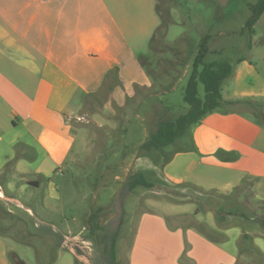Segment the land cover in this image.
Listing matches in <instances>:
<instances>
[{
	"label": "crops",
	"instance_id": "0c3cea01",
	"mask_svg": "<svg viewBox=\"0 0 264 264\" xmlns=\"http://www.w3.org/2000/svg\"><path fill=\"white\" fill-rule=\"evenodd\" d=\"M239 58L233 87L225 90L223 84L224 99H264V79L253 60ZM152 83L109 0H0V175H24L23 165L30 163L38 178L48 179L68 160L73 124L86 115L98 124L99 115L92 114L103 109L102 99L113 116L127 110L130 100L142 101L133 105L140 108L147 98L136 89ZM244 113L212 112L194 131L196 152L221 172L220 185L201 178L169 180L221 203L204 200L188 212L182 206L195 200L176 199L170 207L160 205L164 214L144 213L129 264H264V168H245L246 158L221 156L235 148L250 155L246 145L262 137L263 124ZM145 140L140 136L125 152L111 151L104 170L111 181L128 180L127 195L136 188H130L131 178L144 174L145 167L137 171L135 163L145 157L134 150ZM248 177L253 186L243 190Z\"/></svg>",
	"mask_w": 264,
	"mask_h": 264
},
{
	"label": "rangeland",
	"instance_id": "374dc122",
	"mask_svg": "<svg viewBox=\"0 0 264 264\" xmlns=\"http://www.w3.org/2000/svg\"><path fill=\"white\" fill-rule=\"evenodd\" d=\"M256 1L173 0L170 5L173 22L157 46L163 49V54H159L152 48L153 37L161 24L157 0H109L125 26L136 59L153 80L147 90L136 89L137 95L141 93L147 99L140 108L133 105L142 101H128L132 105L125 111L118 109L115 116L105 108V99H102L103 109L92 114L99 115L94 117L98 124L89 122L87 115L79 120L80 124H73V149L68 160L48 179L38 178L36 164L30 163L23 165L24 175L16 174L12 179L0 175V264H112L108 239L102 229L107 234L117 233L115 263L129 264L144 213L164 214L160 205L170 207L176 199L195 200L182 206L188 212L200 208L204 200L210 206L221 203L215 195L206 197L193 188L182 191L169 182L176 176L178 180L201 178L208 184L220 185L217 180L221 172L217 168L211 170L207 165L210 162L202 161L196 152L193 135L198 125L164 148L134 150L136 156L145 157L135 163V166L139 163L137 171L145 167L142 168L145 177L154 183L153 187L137 186L133 194L127 195L128 180L111 181L112 175L104 170L113 157L111 151L125 152L133 142H139L140 136L148 139L160 121L173 120L187 111L184 87L192 55L203 36L210 35L206 61L234 62L246 56L253 60L264 79V13L252 34L245 28L251 15L250 4ZM176 58L180 59L178 65L172 74H166L169 71L166 61ZM184 60L187 64L182 67ZM158 67L162 71L159 68L156 74ZM163 84H169L170 88L165 89ZM229 85L233 87L231 78L226 80L225 90ZM234 100L223 97L222 106L216 112L245 110L248 118L263 124V134L259 142L246 145L250 155L235 148L221 156L226 160L246 158L245 168H264V99H246L233 105ZM95 107L85 110L92 112ZM27 178L35 179L39 185H30ZM116 184L117 194L112 190ZM251 186L253 180L248 177L241 189ZM167 222L175 224L172 218Z\"/></svg>",
	"mask_w": 264,
	"mask_h": 264
},
{
	"label": "trees",
	"instance_id": "16d2710c",
	"mask_svg": "<svg viewBox=\"0 0 264 264\" xmlns=\"http://www.w3.org/2000/svg\"><path fill=\"white\" fill-rule=\"evenodd\" d=\"M172 1L173 0H157L156 9L161 18V24L158 26L153 37L152 48L159 54H163V49H158L157 46L160 45L165 39L167 29L173 22L170 12V5L173 3ZM250 11L251 15L246 21L245 28L250 34H252L254 25L264 13V0H257L255 3L250 4ZM209 38L210 35H205L202 37V39L197 43L196 49L191 58L190 71L183 93V99L185 103L188 104L187 111L177 115L173 120L160 121L157 129L151 132L148 139H146L140 146L141 149L152 151L175 143L180 137L185 135V133L192 126L200 124L208 114L221 108L223 102V84L231 77L236 63L239 62L241 58H238L234 62L226 60L214 62L206 61V57L210 53V47L208 44ZM174 55L178 56L177 54ZM179 60L180 59L176 58L174 60L166 61V65L169 69L166 74L169 72L172 74V70L176 65H178L177 63ZM186 64L187 61L184 60L182 67ZM159 68L161 69V67H158L156 74H159ZM175 81L176 80L174 79L173 82L175 83ZM163 85L165 89L170 88L169 84ZM246 99L250 98L236 99L233 101V105L244 103V100ZM239 111L245 112V110ZM129 183L130 188H135L137 186L150 188L154 186V183L148 180L142 172L136 173L131 178ZM102 231L106 237V240L108 239V254L111 257L112 264H116L114 240L117 233L107 234L105 229H102Z\"/></svg>",
	"mask_w": 264,
	"mask_h": 264
},
{
	"label": "water",
	"instance_id": "95a60500",
	"mask_svg": "<svg viewBox=\"0 0 264 264\" xmlns=\"http://www.w3.org/2000/svg\"><path fill=\"white\" fill-rule=\"evenodd\" d=\"M29 184L30 185H33V186H38L39 185V182L36 181V180H31V181H29Z\"/></svg>",
	"mask_w": 264,
	"mask_h": 264
}]
</instances>
